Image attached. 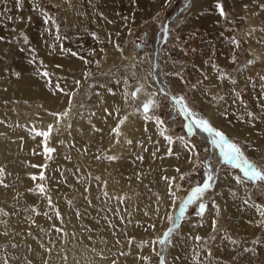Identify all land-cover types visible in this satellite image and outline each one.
<instances>
[{"label": "rangeland", "instance_id": "rangeland-1", "mask_svg": "<svg viewBox=\"0 0 264 264\" xmlns=\"http://www.w3.org/2000/svg\"><path fill=\"white\" fill-rule=\"evenodd\" d=\"M4 1L0 0V13L7 16L10 29V35L5 38L12 45L7 54L12 59L11 72L14 75L23 62L31 67L41 65L33 41L39 27L35 14L53 21L58 37V57L70 73L65 77L71 76L75 82L72 87L61 83L69 116L91 107L96 101L104 103L114 94L121 93V104L112 103L110 110L116 113L128 111V120H137L138 116L146 119L142 105L153 101L147 120L158 132H152L149 138L146 129L138 134L139 147L145 148L151 160L148 169L134 171L128 164H117L116 175L126 192L107 189L102 199L95 197L88 204V200L72 195L77 188L80 195L81 177L75 176L71 168L67 174L62 171V175L52 171L51 185L60 194L58 206L61 205L64 212L72 213L73 226H77L69 233L59 231L60 250L69 249L72 254L77 247L92 252L100 250L105 253L103 258L108 264H160L159 256L153 252V241L157 240L159 229L169 221L167 216L174 205L176 207L190 194L191 187L202 183L206 169L201 162L207 158L208 144L187 131L184 127L186 118L178 114L172 99L161 95L159 90L168 87L170 96L183 97L198 117L209 121L210 115L202 109L195 90L201 87L207 72H213L208 65L215 64L220 78L234 82L235 101L246 110L238 115H245L253 128L244 132L232 131L233 137L224 133L220 123L221 127L211 125L236 143L249 161L264 170V152L260 150L261 146L264 148L261 127L264 122V79H261L264 77V0H169L167 6L165 0ZM217 4L222 6L223 16ZM19 6L27 9L24 14L17 10ZM16 15L20 20L27 15L30 24H19ZM169 20L173 21L168 23ZM165 25L167 34L163 30ZM2 36L0 32V43L5 41ZM199 51L204 54L196 63L194 57ZM153 53L158 54V73L165 79L163 87L155 80ZM215 56L221 60L209 63L210 58H217ZM227 66L230 74L225 72ZM187 71L194 73L190 75ZM243 80L250 86L244 99L241 90L245 88L237 84ZM211 88L209 85L207 91L203 87L201 90L207 93L213 90ZM133 92L137 93L135 97ZM249 112L254 118L248 116ZM157 119L163 123H157ZM161 133L170 136L172 142L165 140ZM180 144L181 150H177L176 145ZM191 145H195V152H187ZM89 147L98 151L95 157L106 155L98 140L89 143ZM210 150L214 161L218 162L219 150L213 146ZM112 157L115 159H109V164L115 163L117 153ZM222 168L230 169L234 177H242V173L230 165L223 164ZM147 173L153 177L149 183L143 179ZM181 174L185 176L184 180L180 179ZM163 177L175 178L174 196H169V183ZM244 182L242 187L238 184L226 190L214 187L207 191L202 198L205 211L200 215H197V209L201 201L189 206L181 218L182 221L188 220L183 230L179 231L180 220L179 227L169 238L167 264H264V216L257 207L251 206L255 204L264 210V181ZM25 200L21 204L23 210L32 217L38 216V204ZM245 200L249 203L245 204ZM105 207L111 210H105ZM2 208L0 211L4 213ZM232 240L236 243L233 244ZM32 259L35 258L30 257L28 247L22 252L18 245L0 244V264H34Z\"/></svg>", "mask_w": 264, "mask_h": 264}, {"label": "bare ground", "instance_id": "bare-ground-1", "mask_svg": "<svg viewBox=\"0 0 264 264\" xmlns=\"http://www.w3.org/2000/svg\"><path fill=\"white\" fill-rule=\"evenodd\" d=\"M12 1L18 2L17 0ZM17 10L24 14L27 9L24 6H19ZM18 17L20 16L16 15L15 19L19 24L23 26L30 24L27 15L21 18L23 20ZM34 18L36 21L38 19L39 27L37 31L35 30L33 41H35L36 45L34 46L38 49L41 65L35 66L32 64L33 67H31L23 62L21 66H18L19 71L14 75V72H11L13 62L7 54L8 49L12 45L8 44V39L5 38L10 35V29H8L7 25V16L0 13V32L4 36L1 39L5 38V41L0 43V167L5 169L4 174L0 176V181H2L0 182V207L5 209L4 213L0 211V244L10 243L18 245L22 252L24 247H28L30 257L35 258L32 259L34 264H108L103 258L105 253L100 250L92 252V250L90 251V249L88 250L85 247H77L73 254L69 249L60 250L58 240L61 237L59 239V231L56 229L69 233L77 226H73L75 223L72 219L73 216H71L72 213L70 211L64 212L60 208L61 205L58 206L60 194L51 185V175L54 172L56 174L63 172L67 174L71 168L76 174L75 176L81 177L79 179V181L81 180L80 186H78L81 187V196L77 192L78 188L72 191V195H74V198L83 199V201L85 199L86 201L88 200V204L95 197H101L102 199L107 189L119 193L126 192L125 186L116 175L117 164H128L134 171L148 169L151 160L145 153V148L140 149L138 134L142 129H146V131H149V138L152 132L158 131L152 126L150 121L142 116L136 117L141 123L135 119L128 120L130 115L128 111L116 113L110 110L109 107L112 103L121 104V93L114 94L113 97H109L104 103L96 101L91 107L83 111L70 114V116L68 114L67 116H61L59 123H57L56 118L50 113H69V111L65 110L67 107L65 92H57L55 85L59 83L62 86L61 83H63L65 87H72L75 82L71 76L66 78V75L70 73L58 57V37L56 27L52 24L53 21L50 19L52 22H49L47 20L48 17L38 14H35ZM45 20L48 22L45 23ZM27 26L29 27L30 25ZM25 39L27 38L25 37ZM159 41V39L155 41V50L158 48ZM252 53H254L253 49ZM203 54L201 51L195 54L196 63L200 61ZM157 55L153 53L151 59L154 65L155 80L162 86L165 84V79L159 76ZM215 57L217 58H210L209 63L221 60V58H218L219 56ZM214 65H208L213 72L211 71V74L209 72H207L208 74L206 73L207 75L204 77L201 87L195 88L196 95L198 99H201L199 103H201L204 112L210 115L209 121L211 124L214 123L221 127L219 126L220 123L223 126L224 133L234 137L232 131L244 132L246 129L253 128V125L249 123L245 115L244 117L241 116L242 114L238 115L246 110L242 109L244 106L241 103L235 101L237 96L234 82L229 78H220ZM192 71H187V73L192 75L194 73ZM44 72L48 73V77L42 75ZM225 72L230 74L229 66L225 68ZM49 77L51 83L48 82ZM237 84H240L241 88H245L241 92H243V99L246 98L245 93L250 91V86L246 85L247 81L243 80ZM209 85L212 86L213 90L211 92L214 95H210L211 92L205 93L201 90L203 87L207 91ZM163 89L172 99L169 88L164 86ZM260 101L262 102V100ZM109 112L112 114L109 115ZM120 120H124V123L119 127V134L113 133L112 129L117 126ZM186 120L188 122V118ZM50 124L54 126V129L47 141L43 137L35 135L36 131H47ZM261 127L264 134V122L261 123ZM190 133L196 138L204 139L208 144L205 152L209 163L213 166L215 177L212 188L223 187L226 190L238 184L241 187L245 185V182L238 183L234 179V174H232L230 169H223L222 163L214 161L210 153V148L213 145L208 142L206 134L195 127ZM93 140H98L99 144L103 145V152L106 155L95 157L97 150L89 147V143ZM128 141H131V143H128ZM45 144H47V147L54 149V151L50 154L46 153L44 150ZM176 147L177 150H181L182 145H176ZM260 150L264 152L262 146ZM115 153H117L118 158L115 163L109 164L108 157H112ZM33 165H36V167H33ZM107 169H110V171ZM41 173H43L44 179H40ZM33 176L36 177L35 180L32 179ZM143 179L146 180L145 182L148 181V183L150 180L153 181V177L149 173L144 175ZM41 186L44 188L43 193L40 192ZM239 190L242 191L241 189ZM25 199L38 204V216L32 217L29 212L23 210L24 208H22L21 204ZM107 209L111 210L109 207H105V210ZM178 210L179 204L176 207L174 205L171 214L174 213L178 217ZM57 213L59 217H57ZM112 214L114 215V213ZM207 214L208 212L205 213V216ZM187 221L183 219V221L181 220V225L178 223L180 225L179 231L183 230ZM176 222H178V219ZM170 226L171 221H166L165 226L158 231L159 235L156 243H153V245L155 244L153 252L165 257V261L167 260L168 249L166 247L162 249L158 240ZM105 228L108 230L107 225ZM115 244H117V240ZM101 256L102 258H100Z\"/></svg>", "mask_w": 264, "mask_h": 264}, {"label": "snow or ice", "instance_id": "snow-or-ice-1", "mask_svg": "<svg viewBox=\"0 0 264 264\" xmlns=\"http://www.w3.org/2000/svg\"><path fill=\"white\" fill-rule=\"evenodd\" d=\"M169 3V0H165V6H167V4ZM217 8L220 11V15L223 16L224 12H223V8L220 4H217ZM48 21L45 20V23H47ZM164 32L165 34H167V26H164ZM73 55H76L75 53H73ZM251 63V62H249ZM42 75L44 77H48V73L44 72L42 73ZM261 79H264V77H261ZM49 83H51V79L49 77L48 80ZM79 83V81H77V84ZM55 88L57 90V92H63L64 90L61 88L60 84L57 83L55 85ZM139 91V90H137ZM160 94L163 95L164 97L168 96V93L161 88L159 90ZM136 92L132 93V96L135 97L136 96ZM69 103L71 104V97H69ZM153 103L152 100H149L147 103H144L142 105V111L146 114L145 118L149 119L150 117L147 116V114L151 111L150 105ZM172 103L175 104L177 110H178V114L188 118V122L184 125L185 128H187V130L189 132L192 131L193 127H195L196 129H199L200 132L206 134V137L208 138V142L213 145L215 148H217L219 150V155H220V163H223L225 165H230L232 169H238L240 171V173H242V177L241 176H235L234 179H236V181L238 183H242L244 182V180L247 181H251L253 183H256L258 181H264V170L259 169L255 163L249 161V159H247L244 155V153L242 152L241 148L234 142H232L231 140H229L228 138H226V135L216 129L214 126L211 125V123L202 117H198L196 115L195 112H193L188 106L187 104L184 102V98L183 97H173ZM106 112H108L107 109H105ZM119 110H117L118 112ZM67 112L64 113H50V115H52L53 117L56 118L57 123H59L60 121V117L61 116H67ZM112 113L109 112V115H111ZM248 116L250 118H254L253 113L249 112ZM124 123V120H120L119 123L117 124L116 127H114L112 129L113 133L119 134V127L121 124ZM157 123H163V121H160L159 119H157ZM54 126L52 124L48 125L47 131H36L35 135L36 136H40L43 137L45 141L48 140L50 134L53 132ZM58 131V129H57ZM161 135H164V133H161ZM164 139L167 140L169 143H171V137L164 135ZM128 143H131V141H128ZM45 152L50 154L54 151V149H52L51 147H47V144H45ZM195 145H191L189 148V152H195ZM169 154H171V149H169ZM108 159H115V157H108ZM142 159V158H140ZM201 163L204 164L205 167V171L203 173V177H202V183L197 184L193 187H191L190 189V194L187 195L182 202L179 204V217H183L185 215L186 210L189 208V206L196 204L198 201V209H197V215L202 214L205 211V204L202 202V198L204 196V194L209 191L212 188V183L214 182V169L213 166L207 161V158L205 159V161H202ZM33 167H36V165H33ZM194 168L197 167V165H193ZM177 171H179L177 169ZM5 172V169L0 167V176H2ZM32 179H36V177H32ZM40 179H44V175L43 173L40 174ZM163 179H165V181H167L169 183V196H174L175 193L173 191V188L176 187V185L173 184V181L175 178H169V177H163ZM181 180L185 179V176L183 174H181L180 176ZM2 182V181H0ZM40 192L43 193L44 192V188L41 186L40 187ZM49 203H51V201H49ZM173 203H175V201L173 200ZM245 204H248V200L244 201ZM213 206L215 207V203L213 202ZM252 207H257L258 211H260V214L262 216H264V210L261 209L260 206L252 204ZM57 217H59V214L57 213ZM167 219L169 221H171V226L163 233V236L158 240V243L160 246L166 247L169 243V238L171 237V235L173 234V232L179 227L178 223L176 222L178 217H176L173 214H169L167 216ZM213 224L215 225V221L213 222ZM152 227H155V225H152ZM57 231H61V229H56ZM197 240H200V237H196ZM233 244L236 243L235 240L231 241ZM153 243H156V241H153ZM245 251H248L247 248H245ZM157 255L159 256V262L160 264H166L165 261V257H163L162 255H160L159 253H157Z\"/></svg>", "mask_w": 264, "mask_h": 264}, {"label": "water", "instance_id": "water-1", "mask_svg": "<svg viewBox=\"0 0 264 264\" xmlns=\"http://www.w3.org/2000/svg\"><path fill=\"white\" fill-rule=\"evenodd\" d=\"M177 13H178V11H177ZM170 21H171V20H169L168 23H170ZM171 97H172V100H173V96H171ZM181 218H182V217H179V210H178V222H177V223H179V221L181 220Z\"/></svg>", "mask_w": 264, "mask_h": 264}]
</instances>
